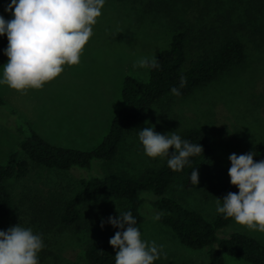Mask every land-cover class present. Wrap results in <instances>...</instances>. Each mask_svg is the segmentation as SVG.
<instances>
[{"label": "rangeland", "instance_id": "obj_1", "mask_svg": "<svg viewBox=\"0 0 264 264\" xmlns=\"http://www.w3.org/2000/svg\"><path fill=\"white\" fill-rule=\"evenodd\" d=\"M227 1L228 5L232 2L222 0L224 9ZM235 2L237 12L241 11L244 4ZM9 3L11 0H0V16L5 20L13 18L12 13L5 11ZM163 6L168 13L173 10L170 0H105L79 64H65L64 71L42 89L21 92L0 84V95L6 101V105L0 106V164L19 148L21 140L31 135L32 129L56 145L82 150L95 148L124 106L125 78L131 76L142 81L150 78L151 69L134 68V62L141 57L157 59L177 32ZM236 20L247 22L242 17ZM261 23L262 18L252 20L239 33L246 44L247 57L243 64L188 96L163 97L127 131L118 156L99 164L98 172L114 171L138 178L167 162L166 158L145 154L138 138L139 130L152 127L164 135L175 132L180 136L190 128H200L210 142L213 162H203L194 168L199 174L197 185L187 188L179 177L167 193L184 206L213 219L217 214L216 199H222L221 189L230 180V154H245L255 145H264V28ZM196 54L195 49L189 48L190 61ZM173 151L174 148L169 149L170 154ZM20 155L25 157L22 152ZM7 184L18 215L15 220L2 224L0 230L20 224L31 228L34 234H41L45 247L38 253V264H89L86 247L90 241L104 237L108 223L104 220L103 228L100 222L96 229L72 230L63 227L59 215L51 216L48 212L54 200L72 197L81 190L78 173L32 162L26 177ZM102 207L108 218L122 203L105 198ZM142 212L145 220L138 228L141 239L163 245V252L167 253L166 258L162 255L154 264L208 263V248L193 250L183 245L168 226L153 218L157 213L149 203L142 207ZM234 232L247 234L264 244V233L249 230L234 219L218 234L229 237ZM225 260L227 264H251L228 254Z\"/></svg>", "mask_w": 264, "mask_h": 264}, {"label": "trees", "instance_id": "obj_2", "mask_svg": "<svg viewBox=\"0 0 264 264\" xmlns=\"http://www.w3.org/2000/svg\"><path fill=\"white\" fill-rule=\"evenodd\" d=\"M170 1L171 13L166 11V6L162 10L168 14L177 32L169 47L157 56L160 67L151 69L148 81L131 76L125 78L122 87L124 106L113 117L109 132L95 148L82 150L56 145L32 129L31 135L21 140L19 148L10 153L5 163L0 164V226L15 220L18 215L7 182L26 177L33 162L79 175L81 190L76 195L49 202H52L49 214L59 215L65 228L91 230L104 220L108 223L102 207V199L105 198L121 202L122 207L117 210L131 211L139 228L145 220L142 207L149 203L157 214H162L159 221L168 226L183 245L193 250L208 248L207 264H227L225 254L243 258L251 264H264V244L257 239L241 232H234L229 237L219 236L218 231L227 227L232 218L226 219L223 214L217 213L209 220L167 193L179 177L183 178V185L187 188L193 186L189 172L203 162H213L211 145L204 130L190 128L180 135L182 139L203 147V152L190 157L181 171L171 170L166 162L138 178L114 171L98 172L99 164L118 156L127 131L143 118L148 109L172 94V87L179 88L181 75L187 79L186 86L180 89L179 96L184 97L245 62L246 44L239 33L246 24L262 18L261 27L264 28V0H237L244 4L238 12L235 0L230 5L227 1L225 9L222 0ZM237 17L247 22L238 21ZM7 46L8 39L4 34L0 40V67L8 60L4 54ZM189 48L197 53L191 61L188 58ZM1 105H6V101L0 95ZM11 112L15 113L12 109ZM250 151L255 154L254 162L264 160V145H255L246 153ZM228 192H239L230 180L221 189L222 199ZM117 210L111 216L118 217ZM108 225L104 237L90 241L86 247L89 264H115V249L109 244V239L120 229L110 223Z\"/></svg>", "mask_w": 264, "mask_h": 264}, {"label": "clouds", "instance_id": "obj_3", "mask_svg": "<svg viewBox=\"0 0 264 264\" xmlns=\"http://www.w3.org/2000/svg\"><path fill=\"white\" fill-rule=\"evenodd\" d=\"M104 3L105 0H11L5 11L12 13L13 18L6 21L0 16V35L6 34L8 39L4 49L8 61L0 84L21 92L42 89L64 71L65 64H79ZM133 67L158 69L160 64L155 57H141ZM186 84V77L181 75L179 88L172 87V94L181 95L180 89ZM138 138L148 157L166 158L167 166L177 172L189 163L190 157L203 152L200 144L190 143L175 132L170 135L155 132L152 127L139 130ZM170 148L175 149L171 154ZM254 155L252 151L230 154V183L239 192L217 198L216 212L249 230L264 233V160L254 162ZM198 175L193 169L190 175L193 185L199 183ZM161 215L153 218L159 220ZM107 222L120 229L109 239L115 249V264H154L162 255L167 257L163 245L141 239L131 211L119 212L118 217L109 216ZM44 247L42 235L34 234L31 228L17 224L0 230V264H38V253Z\"/></svg>", "mask_w": 264, "mask_h": 264}, {"label": "crops", "instance_id": "obj_4", "mask_svg": "<svg viewBox=\"0 0 264 264\" xmlns=\"http://www.w3.org/2000/svg\"><path fill=\"white\" fill-rule=\"evenodd\" d=\"M7 61H8V60H7ZM7 61H6V63H7ZM6 63H5V64H6ZM5 64H4V65H5ZM4 65H2V66H3V68H2V70L0 71V77H1V76H3V69H4ZM2 66H1V67H2ZM1 67H0V68H1ZM3 98H4V97H3Z\"/></svg>", "mask_w": 264, "mask_h": 264}]
</instances>
